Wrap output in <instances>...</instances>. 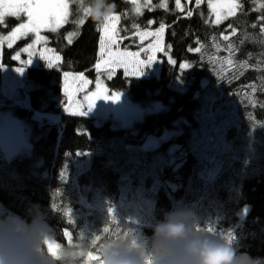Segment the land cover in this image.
Instances as JSON below:
<instances>
[{
    "label": "trees",
    "instance_id": "16d2710c",
    "mask_svg": "<svg viewBox=\"0 0 264 264\" xmlns=\"http://www.w3.org/2000/svg\"><path fill=\"white\" fill-rule=\"evenodd\" d=\"M109 2L115 4L114 12L121 14L117 26L123 38L121 47L129 51L142 49L146 42L129 38L122 27V21L135 14L131 1ZM237 2L240 7L236 14L219 24L214 22L208 0L199 5L184 2L183 11L176 8L175 0H167V8L148 11L135 19L142 26L153 19L156 24L147 29H157L161 21L166 28L164 45L172 46L173 56L178 60L187 45L193 48L197 45L196 49H200L187 53L190 59L184 64L190 65L188 68H171L161 57L159 77L133 82L135 96L129 95L133 101L163 105L160 111L146 116L148 121L144 128L151 133L147 138L165 129H177L179 135L175 142L186 152L176 170L165 166L158 177H151L150 173L159 171V163L163 161L160 147L140 148L147 139L142 137L123 139L110 146L105 140L103 124L65 109L69 97L54 96L57 84L65 82L66 72H84L85 76L94 78L93 66L100 60L101 23L84 14L83 9L90 6L91 0H74L70 20L56 31L46 28L48 44L60 59L52 67L28 65L25 74L27 101L38 100L41 104L39 113L33 114L34 122H43L51 132L64 135L66 150L54 143L39 145L34 152L38 163L28 173L23 171L16 176V181L8 180L12 185L9 190L0 189V202L20 216L26 217L34 210L43 212L57 240L64 244L69 242L62 237L63 232L71 231L72 242L80 233L75 218L77 209H81L84 233L94 238L99 236L98 246L106 240H121L124 217L129 218V225L123 239L147 240L153 235L154 224L163 220L165 213L178 209L177 202L179 208L192 210L197 204L202 228L227 229L226 235L232 238L237 251L247 254L246 260L251 257L255 264H264V20H261L264 0ZM189 10L191 16H187ZM83 16L84 23H78ZM76 30L79 32L73 35ZM224 36H228V40H224ZM27 39L3 48L0 73L6 65L20 66L15 55L19 45ZM121 73V69L115 72ZM174 79L181 84L174 94L156 92L157 84ZM107 83L109 91H114L110 79ZM0 106H9L8 98L1 91ZM13 109L17 118L24 121V107L16 105ZM46 114L58 119L47 118ZM82 147H87L90 153L86 161L73 153ZM191 151H196V155L192 156ZM1 152L0 148V164L5 166ZM15 158L18 160L19 156ZM132 161L146 172V183L154 199L150 204L134 202L130 208L117 212L116 207L130 203L120 191L119 167L128 172ZM22 163L27 165L28 161ZM45 170L49 173L43 178ZM205 190L216 194L205 193L198 199V195H194ZM95 191L103 198V207L98 212L82 205L93 206ZM247 207V215L240 219L239 213ZM141 213L149 223L146 227L141 225L135 236Z\"/></svg>",
    "mask_w": 264,
    "mask_h": 264
},
{
    "label": "clouds",
    "instance_id": "9594fccd",
    "mask_svg": "<svg viewBox=\"0 0 264 264\" xmlns=\"http://www.w3.org/2000/svg\"><path fill=\"white\" fill-rule=\"evenodd\" d=\"M109 0H91L89 15L102 23L115 11ZM94 237L80 231L75 242L57 240L54 228L43 212L34 210L28 216L0 213V264H89ZM55 242V250L49 249ZM103 264H255L247 254L220 235L204 230L201 217L184 207L165 213L154 224L147 240H106L99 246Z\"/></svg>",
    "mask_w": 264,
    "mask_h": 264
},
{
    "label": "bare ground",
    "instance_id": "6f19581e",
    "mask_svg": "<svg viewBox=\"0 0 264 264\" xmlns=\"http://www.w3.org/2000/svg\"><path fill=\"white\" fill-rule=\"evenodd\" d=\"M122 1V0H121ZM124 1V0H123ZM132 3V2H131ZM133 6V11L135 12L134 16L129 17L127 16V18H125L122 21V27L124 28V33L129 37V38H139L140 35L139 33H143L145 32V30H155V29H147L149 26L156 24V22L151 19L149 20V22L145 25H140L137 24L135 22V19L145 15L148 11L152 12L156 9H161L160 6H153L151 7L150 5H148L149 7L144 8V10L142 12L137 13L135 11V7L134 4L132 3ZM179 10V9H178ZM181 11V10H179ZM115 14H118L120 16V20L118 25L120 24L121 21V14L117 13V12H113ZM161 24V21H159ZM169 26V25H168ZM102 32V31H101ZM14 45L11 46H3V48H9V47H13ZM196 46L193 48V46L187 45L186 46V51L184 53L183 56H179V60L177 59V57L175 58L173 56L172 53V46L170 44H166L164 46L165 51L160 52L158 57H159V65H158V71H156V73H149L150 72V66L146 65L145 69L143 70V74L139 75V76H130L128 74L129 71H131V68L128 67V69L126 70L124 67V69L122 70L121 74H113L110 77V81H111V93L113 92H122V93H126L128 96H135V87L133 86V82L137 81L138 79H143V78H147L150 76H156L159 77L160 73H161V68H162V58H164V60L166 61V63L168 64L169 67H175V68H179L181 65H183L188 59L187 58V53H194ZM161 55V56H160ZM146 57V54H141L139 59L144 60ZM162 57V58H161ZM171 60H175L176 63L171 62ZM100 61V60H99ZM40 64H46L44 62H40ZM98 64V62H95V65L93 66V70L95 72V76L99 73L98 70L96 69V65ZM38 65V64H36ZM49 65V64H46ZM5 67H14L11 65H6ZM66 73H71V75H83V78H87V79H93V78H89L87 76H85L84 72L81 73H75L74 71L71 72H66ZM4 72L0 73V91L2 92L1 88L2 85L4 84ZM115 80L117 82H115ZM26 75L24 77V81H23V86L17 88L14 93H13V98L9 99V106L3 107L0 106V113L2 110H7V109H12L14 112L13 107L16 105H20L22 107H24V114H25V118H24V122L26 124V126L28 127V129L30 130V134L29 137L26 140V144L28 146V143H30V151L29 152H23L20 153L19 155V159L16 160L17 158H15V152L9 150L8 154H13L14 156L12 157V159H7L5 158V153L2 149V147L0 146L2 152L1 154H3V157L5 159L6 165L3 166L0 164V189L1 188H7L8 190L11 187V182L8 181L9 179H13L14 181H16V176L20 175L21 173H23V171H25L26 173H28L29 171L32 170L33 166L38 163V160L34 159V152L35 149H37V147L41 144H52L54 143V145L59 146L60 148H62L63 150H66V147L64 145V135H62L60 132H51L50 130H48V128L43 124V122H34L33 120V114L34 113H39L40 109H41V104L38 100L35 101H31L28 100L25 96V87H27L26 84ZM67 84L65 82L59 83L57 84V86L54 89V96H71V94H77L78 91L80 90V85L81 82L77 81H70V83L68 84V89H67V93L65 91V89L67 88L66 86ZM92 86V84H91ZM181 86V84L178 82L177 79H174L170 82L168 81H163L159 84H157L154 88L156 90L157 93H162V94H166V95H171L174 94L175 91ZM84 90H88L89 86L87 85L86 88H83ZM20 90V98H16V94L17 92ZM116 90V91H115ZM3 93V92H2ZM28 96V95H27ZM129 96V97H130ZM6 97V96H5ZM15 100H21V102L23 101V103L20 102H15ZM136 102V101H134ZM3 103V102H2ZM5 103V102H4ZM7 104V103H6ZM161 106V105H160ZM160 106L158 108H160ZM65 110V109H64ZM161 110V109H160ZM159 110V111H160ZM14 116L16 117L17 120L19 121H23L20 120L19 118H17V116L15 115L14 112ZM47 118L50 119H55L57 120L58 117L57 116H53V115H44ZM148 117L145 119H143V121H141L139 123V126H137V129H132V128H128V127H116L113 125L112 120L109 119L106 122L103 123L104 129L106 130V136H105V140L106 142L110 145L113 146L116 143H120L123 139H129V140H134V139H138V138H143L146 139L147 136L150 133L149 129H145V122H147ZM143 122V123H142ZM95 123H97L96 119H95ZM142 123V124H141ZM99 125V124H98ZM164 131V130H163ZM78 135H81V132H78ZM70 151V150H69ZM74 154H76L80 160L82 161H86L88 160L90 153L87 147H82L79 149H76L74 152ZM196 151H191V155L195 156L196 155ZM183 156L182 154L179 155L178 159L174 158V154L172 156L166 157L164 160V163L166 166L171 167L172 169L176 167V165H178V163L182 160ZM27 160L28 164L27 165H23L22 161ZM51 172L53 171L52 169H48ZM119 179H120V191L122 194H124V196L129 200V204L126 205H121L116 207V211L117 212H121L124 211L128 208H130L131 204L134 202H140L142 204H150L153 202V192L150 190L149 186L146 183V172L140 168L139 164L136 161H132L131 162V169L128 172H124L122 170V166L119 167ZM49 173V171H44V176L43 178L47 177V174ZM92 203H93V207L96 210H100L103 207V198L100 196V194L95 191L93 198H92ZM0 204H2L0 202ZM3 205V204H2ZM176 208H179V202H177ZM3 208L9 210L8 208H6L3 205ZM193 209L195 210L196 213H198V207L197 204L193 205ZM78 210V215L75 218V222L78 223V225L80 226V231L84 232V222L85 219L81 216V209H77ZM10 211V210H9ZM147 211V210H146ZM249 211V208H245L243 209L240 213H239V217L240 219H243L247 213ZM11 212V211H10ZM13 213V212H11ZM243 213L244 216H243ZM140 216H142L141 219H139L138 225H137V229H136V234H139L140 231V226H147L148 225V221L146 220L147 217H144V214L141 213L139 214ZM124 232L122 234L121 239L124 238V235L126 233V230L128 228L129 225V218L128 217H124ZM220 226L222 225V223L219 224ZM232 228L230 227V229L228 230V232L231 230ZM139 230V231H138ZM215 233L220 235L221 237H225L226 233H227V229L226 230H221V229H217L215 230ZM71 236V243L73 240V234L71 233L70 230H66L65 232H63L62 237L69 242L68 240V236ZM226 237H228L226 235ZM142 240H144L142 238ZM53 244H55V242H53Z\"/></svg>",
    "mask_w": 264,
    "mask_h": 264
},
{
    "label": "rangeland",
    "instance_id": "374dc122",
    "mask_svg": "<svg viewBox=\"0 0 264 264\" xmlns=\"http://www.w3.org/2000/svg\"><path fill=\"white\" fill-rule=\"evenodd\" d=\"M74 0H67L69 3V15L67 18V22L70 20V17L74 14V10L72 8ZM82 1V0H79ZM132 2V0H130ZM206 0H203L205 2ZM186 3L193 2L195 5H197L196 0H181V4L183 5V8L185 7ZM202 2V3H203ZM209 2V0H208ZM213 2H222V0H213ZM163 3V0H151V3L148 4V0H136V3L134 4L135 11L136 7H140V12L144 10V8L153 6H160ZM200 3V4H202ZM86 16V15H85ZM85 16H83L80 19H85ZM215 16V14H214ZM6 16L3 23H0V59L2 56L3 46H9L15 45L22 39H27L25 42L21 43L19 45V48L17 49V53L15 55V58L17 54H19L20 59L18 60L20 63V66L17 67H4V84L2 85V94L6 96L9 99L13 98L14 91L22 87L24 77L26 74V66L28 65H36L40 64V62H44L46 64H49V60L41 58V54L43 53L47 57L51 59V63H56L58 60L56 57L58 56L54 51L53 47L48 44L50 38L49 33L47 32L46 28H42L40 31V35L44 37L43 40H41L39 43H35V34L34 33H28L27 35H22L19 38L15 40H8L6 39L11 32L19 26L20 23L26 22V17H21L17 21H13L12 19H9ZM230 17V16H229ZM228 17V18H229ZM227 18V19H228ZM79 19V20H80ZM216 20V17H215ZM214 20V22H215ZM226 20V19H224ZM222 20V21H224ZM221 21V22H222ZM67 22H63L60 26L66 24ZM119 23V22H118ZM118 23L116 27L118 26ZM216 23V22H215ZM160 27V26H159ZM158 27V28H159ZM157 28V29H158ZM155 30H145V32H155ZM166 29V28H165ZM79 30H76L75 32H72V34L78 33ZM165 33V31H164ZM164 33L159 38V42L161 47L164 48ZM103 35V32H102ZM140 38V37H139ZM141 40V38H140ZM157 38L154 36H146L143 40L146 43L144 44L143 48L138 51H129L126 49H123L121 47V39L118 43V48L120 51H128V52H139L141 54L153 55L152 52L145 51V49L148 48L149 44H155ZM42 43H45L42 44ZM29 44L33 45V48L29 51H25V49L28 47ZM117 48V45L113 46V50ZM46 50V51H45ZM160 52H155L154 55L156 57V61H154L152 64H150V72L149 73H156L158 71V65H159V55ZM31 56L32 62L30 64H25L24 62L27 61ZM100 63V61L98 62ZM23 68V71H18V68ZM129 67L132 70V66L129 65ZM97 69V68H96ZM118 69H124L123 67H114V70L110 72L107 65H101L100 69L98 70V74L93 79H87L83 78V80H80V75H71V73H68L69 75L67 78L65 77V83L67 81V89L68 84L70 81H77L81 82L80 90L77 94H71L73 100L72 104L75 110H78L79 112H75L74 110H69L72 113L79 114L80 112H85L87 116L91 118H95L98 124H103L107 120L111 119L112 123L116 127H128L132 129H137V126H139V123L145 119V117L153 112L159 111L163 108L162 103L160 102H154L150 103L148 105H143L141 103L134 102L126 93L122 92H113L111 93L108 89V80L110 77L115 74V72ZM92 84V86H91ZM87 85L89 86L88 90H84L83 88H86ZM98 85L102 86L103 90L108 93L109 96L114 95L115 93H119V99H105L103 97L97 99L95 101V104L93 107H88V101L85 99V97H91L92 93L98 91ZM20 90L16 94V98H20ZM15 102H21V100H15ZM161 105V106H160ZM160 106V108H158ZM42 116V115H38ZM30 130L26 126L24 121H19L14 116V112L12 109L2 110L0 113V146L2 147L4 151L5 158L12 159L14 156L13 154H8V151L11 150L15 152V157L23 152H29L30 151V143H28V146L26 144V140L29 137ZM179 135V130L177 129H165L160 134L151 135L149 136L145 142L140 146V148L144 150H152L156 148H161V156H162V163H159V171L151 172V177H158L159 173L163 171L164 167L166 166L164 163V160L166 157L172 156L174 154V158L178 159L179 155L186 154V152L181 151L180 146L175 142V139ZM180 163L176 165L173 170H176L178 168ZM172 169V168H171ZM209 193V194H216L214 191L210 192L209 190H205L203 192H195L194 195H198L197 199L201 197L202 194ZM86 209L92 212H98L91 204L85 203L82 204ZM10 212L9 210L3 208V205L0 204V213L4 212ZM11 213V212H10ZM245 213H243L244 216ZM238 254H242L241 252L237 251ZM242 259L246 260L245 257H241Z\"/></svg>",
    "mask_w": 264,
    "mask_h": 264
},
{
    "label": "snow or ice",
    "instance_id": "6c2138e0",
    "mask_svg": "<svg viewBox=\"0 0 264 264\" xmlns=\"http://www.w3.org/2000/svg\"><path fill=\"white\" fill-rule=\"evenodd\" d=\"M203 0H196L197 5L202 3ZM132 3H136V0H132ZM151 3V0H148V4ZM176 8L183 11V5L181 4V0H175ZM160 7L167 8V0H163V3ZM209 7L212 9L215 14L216 20L215 22L219 24L222 20L227 19L229 16H234L236 14V9L240 7V4L237 0H222V2H213V0H209ZM264 7V5H261ZM84 14L89 15V8L83 9ZM136 12H140V7H136ZM69 15V3L67 0H0V23H3L6 16H11L19 19L21 16L26 17V22H22L16 27L11 34L6 38L8 40H15L22 35H27L28 33L35 34V43H39L44 39L40 35V31L42 28H49L51 31H56L63 22H67V18ZM192 11L189 10L187 12V16H191ZM120 20V16L115 13H111L104 18V22L99 25L103 35L100 37L99 48H100V63H98L95 67L97 69L101 68V65H107L110 72L114 70V67H124L126 70L129 65L132 66V70L128 72L130 76H139L143 74V70L146 65L152 64L156 61V57L154 55L155 52H163L165 49L161 47L159 38L165 31V25L163 23L160 24V27L155 32H143L139 33L141 40L146 36H154L157 38L155 44H149L148 48L145 51L152 52L153 55H148L144 60L139 59V52H128V51H120L118 48V43L120 39H123L119 36V31L116 27L117 23ZM261 20H264V16L261 17ZM78 23L83 24L84 20L80 19ZM228 36H224V40H228ZM72 36H69V43H71ZM117 45V48L113 50V46ZM9 46H11L9 44ZM33 48L32 44H29L25 51H29ZM46 51V50H45ZM195 51L199 52L200 49L197 48ZM41 58L49 60V67H52L51 59L41 54ZM16 59L19 60L20 56L17 54ZM57 60L60 58L57 56ZM32 62L31 56L25 61V64H30ZM171 62L176 63L175 60H171ZM231 63V61H229ZM190 65L183 64L181 68H188ZM18 71H23V68H18ZM69 74L65 73V77L67 78ZM80 80H83V75L81 74L79 77ZM67 83V81H66ZM67 93V88L65 89ZM105 99H119V93H115L112 96H109L106 91L103 90L102 86L98 85V91L92 93L91 97H85L88 101V107L91 108L94 106L95 101L99 98ZM79 114L84 115L85 112H80ZM110 211H114L110 209ZM204 230L209 232H214L215 229L212 227H206ZM105 232L108 229H104ZM229 242H232V238L224 237ZM100 239L99 236H96L93 240V249L94 251H90L88 254L89 264H103L102 258L99 254V246L97 241ZM69 243H71V236H68ZM119 240V239H118ZM116 240V241H118ZM132 244L136 245V239L132 240ZM56 245L53 242H49V249L55 250ZM148 264H151V260L149 259Z\"/></svg>",
    "mask_w": 264,
    "mask_h": 264
},
{
    "label": "crops",
    "instance_id": "0c3cea01",
    "mask_svg": "<svg viewBox=\"0 0 264 264\" xmlns=\"http://www.w3.org/2000/svg\"><path fill=\"white\" fill-rule=\"evenodd\" d=\"M76 81H78V79ZM72 100H73V98L72 97H69L68 103H67L65 109H67L68 111L69 110H71V111L74 110L75 112H79L78 110H75L74 109L73 104H72Z\"/></svg>",
    "mask_w": 264,
    "mask_h": 264
}]
</instances>
